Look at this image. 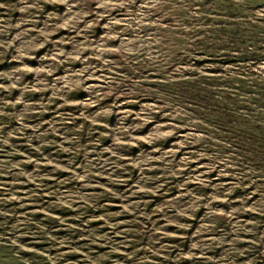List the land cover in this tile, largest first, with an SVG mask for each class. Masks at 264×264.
I'll return each mask as SVG.
<instances>
[{
  "label": "rangeland",
  "instance_id": "374dc122",
  "mask_svg": "<svg viewBox=\"0 0 264 264\" xmlns=\"http://www.w3.org/2000/svg\"><path fill=\"white\" fill-rule=\"evenodd\" d=\"M215 1L0 0V264H264V165L169 91L264 86V0L248 58Z\"/></svg>",
  "mask_w": 264,
  "mask_h": 264
},
{
  "label": "trees",
  "instance_id": "16d2710c",
  "mask_svg": "<svg viewBox=\"0 0 264 264\" xmlns=\"http://www.w3.org/2000/svg\"><path fill=\"white\" fill-rule=\"evenodd\" d=\"M198 1L203 8L210 10L218 8L215 0ZM221 5H223V10L219 16L222 19L216 20L212 26L204 29V38L220 36V40L226 42V48H228L223 53L225 55L232 52L246 58L256 55L257 48L254 44L247 45L248 47L245 48L239 44L238 39L246 34L253 35L259 27L263 26V23L255 20L242 21L236 18L235 13H237L238 6L233 0H227ZM206 48L205 43L204 50H210ZM240 81H231V86L237 82L234 88L240 89L243 87V80ZM212 86L208 81L181 79L171 82L169 91L180 101L189 103L192 110L197 109L209 116L211 122L227 132L228 137L232 138L230 140L234 145L233 152L235 154L243 159L261 162L264 165V115H260L258 112H247L243 116L241 114V116H237L239 113H235L234 110L239 107L247 109L249 108L248 104L262 103L264 101V86L254 83V89L248 90L250 100L247 103L228 95L227 92L216 94Z\"/></svg>",
  "mask_w": 264,
  "mask_h": 264
}]
</instances>
